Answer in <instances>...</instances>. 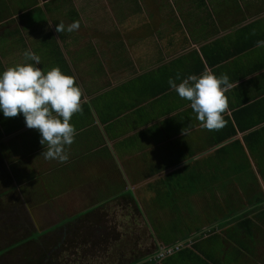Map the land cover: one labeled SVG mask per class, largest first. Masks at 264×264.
<instances>
[{"label": "crops", "instance_id": "crops-1", "mask_svg": "<svg viewBox=\"0 0 264 264\" xmlns=\"http://www.w3.org/2000/svg\"><path fill=\"white\" fill-rule=\"evenodd\" d=\"M31 2L0 0V71L16 64L15 57L5 60L6 56L31 50L41 57L43 71L59 66L75 77L82 90L83 111L70 120L76 135L66 146L69 158L63 163L40 155L44 151L40 133L26 127L21 114L5 118L0 112V167L6 160L11 165L17 161L15 173L39 168L46 173L45 180L59 167L64 181L61 192L77 189L78 196H83L82 207L75 209L77 222L57 223L51 229L75 227L86 246L111 249L113 253H103V258L113 256L121 264H264V197L248 189L246 174L236 177L241 189L232 191L234 176L226 175L224 168L183 175L173 174L177 169L166 166L175 160H218L219 153L232 145L261 161L255 168L262 174L264 47L256 44L264 41V0H173L174 12H168L164 21L165 25L172 21V35L150 17L130 32L140 34L141 47L134 51L144 59L143 65L136 60L138 55L130 57L122 50L126 40L117 30V20L110 23V36H105L98 22L83 16L76 0ZM73 21L80 22L78 30L56 31L59 22L67 26ZM102 38H109V45ZM205 70L226 74L233 85L225 93L224 126L212 131L202 126L190 102L168 84L169 78L179 75V83ZM4 173L1 168L0 176ZM16 179L23 181L19 175ZM50 186L44 183L42 194L50 195L52 190L45 192ZM103 195L110 202L100 211L102 201L96 198ZM137 198H144V206ZM187 203L194 211L217 216L195 226L189 223L195 218L189 215ZM144 211L155 215L153 223L149 214L143 222L152 241L147 246L142 237L146 232L140 236L135 228L142 222L122 223L119 227L126 232L112 227L115 222L110 219H116L112 213ZM221 212L229 217L220 216ZM104 213L109 214L107 219ZM92 214H102L104 220L97 221ZM170 218H176V225L159 228L162 220ZM53 240L58 239H52L54 244ZM180 243L186 246L162 259L153 258L162 246Z\"/></svg>", "mask_w": 264, "mask_h": 264}, {"label": "rangeland", "instance_id": "rangeland-1", "mask_svg": "<svg viewBox=\"0 0 264 264\" xmlns=\"http://www.w3.org/2000/svg\"><path fill=\"white\" fill-rule=\"evenodd\" d=\"M186 1L187 0H178L179 3ZM76 2L77 5H79L78 9L84 17L89 18L93 22H98L99 25H101V32L106 33L105 36H110L109 29H113L111 24L115 23V20H117V30L124 35V39L126 40H122V50H125V55L127 54L130 57L138 55V53L134 51V48L138 49L141 47L138 44L140 34L130 32L135 30L138 24H142V21L149 17L153 18V21L155 23L157 22L156 24L161 26L169 17L168 12H174L172 4L174 3L173 0H76ZM31 3H33V0ZM65 5H67V8L70 6V4L66 1ZM68 9L70 12H74V8ZM158 10L162 12L159 13ZM159 14H162L165 17L160 19ZM36 18L37 17L35 16V19ZM111 18L112 21L110 22ZM90 26L94 28L95 25L90 24ZM165 31L166 33L172 35V21L166 23ZM87 39L92 40V42L95 40V38ZM102 41L105 42V45H109V38H102ZM154 44H158L157 39L154 40ZM111 48H114L113 44L111 45ZM117 49L120 50L121 47ZM144 49L146 48L144 47ZM9 56L15 57L16 64L24 60V52H19V54L13 55L9 54L5 57V60H7V57ZM136 60H139L141 65L144 64V59H142L139 55L136 57ZM89 85L92 89H94L92 84ZM225 153H228V157H225ZM218 157V160H175L174 162L167 163L166 166L171 169H180L178 171L183 175L190 172H194L195 174V172H200L202 168L205 171L209 170L211 172L222 171L221 169L224 168L227 173L226 175L234 176L233 181L230 182L232 184V191L241 189V180L238 181L236 177L241 179V173H244L248 178V182H246L249 186L248 189H252L257 197H264V169L259 167L262 174H258L255 168V166L260 164L261 161H257L254 156L248 152V150H241L238 146L233 148L232 145L225 147V150L222 153H219ZM222 158L223 160H220ZM253 158L255 160H253ZM10 162V160H6V162L0 167V169H5V173L0 176V249L18 241L21 243L24 240L23 238H25V240L32 239L31 243H37L35 246L38 254L45 253L49 255V251L54 248L55 244L61 247L63 245L65 248L69 249L64 251V248L62 247L56 254V257H53L55 260H58L60 264H121V261L117 260L113 256L103 258V253H113L111 249L103 246H97L96 248L86 246V244H84L86 241H83L84 239H79L77 229H75V227L66 226L59 228L58 230L51 229L57 223L69 221L71 217L78 213L75 209H79V207H82V204L84 203V198L83 196H78L79 193L77 189L68 193L61 192L63 179H61L62 174L59 167H54V171L48 175L45 180L46 173L42 174L44 172H41V169L34 168L33 170H30L26 168L21 170V173H15L13 168L15 167L17 169V165L15 163L18 162L15 161L13 165H11ZM54 164H57V162H54ZM100 174L101 170L98 168V175ZM17 175L21 176L23 181L19 182L16 179ZM29 176L31 179L27 180ZM53 180H55V182L50 186L49 183ZM44 183H47V186H50L46 188V193L52 190L51 192L58 194L53 195L51 192L50 195L42 194ZM244 188L246 189V187ZM5 191L6 193H4ZM69 193L71 195H69ZM165 198L168 199V197ZM96 199L102 201V203H100L102 205L99 208L100 211L106 209L104 206L106 201L110 202L109 198L104 195L103 197ZM135 199L136 198L134 197L133 200L135 201ZM143 199L137 198L138 202L141 203V206H144ZM121 202L119 201L117 203L119 204ZM146 204L152 205L148 202ZM186 205L191 209L189 215L195 218L190 220L189 223L194 222L195 226H198V221L202 224L206 220L210 219L211 216H217L206 211H194L195 207L191 203H187ZM95 210L96 209L91 211ZM118 212L122 213L121 211ZM120 213H112V216L116 217V219H110V222H115V225L112 226H115L114 230L121 229L119 226L122 223L127 222L129 219L136 223L142 222V224L135 225L136 231L140 234V236L143 231L146 232V235L142 236L143 239H147H144L146 246L152 242L149 237L150 233L144 229L143 222L149 214V222L153 223V218H151L152 216H155L153 213L147 214L146 211L140 214L132 212L129 214ZM104 214L105 219H107L109 214ZM92 215L97 221L104 220L102 219V214ZM230 215L234 217L236 214L231 213ZM178 216L181 217L183 215L178 214ZM220 216L228 218L229 214L221 212ZM148 219L146 221H148ZM175 220L176 218L162 220L163 226L159 228L164 230V227L166 228L167 224H169V226L176 225ZM73 222L76 223L77 220ZM185 223H187V221H185L184 224ZM157 224L160 223L158 222ZM121 231L126 232L127 229H121ZM37 232L42 234L40 235L41 237H37ZM30 233H32V235H30ZM83 237L88 236H81V238ZM53 238L58 239L57 241L53 240L54 245L52 243ZM63 238L67 240V243H58ZM25 243L27 244L28 241L23 244L25 245ZM40 245L42 246L40 247ZM142 249L144 248L142 247ZM89 250L90 252H87ZM13 254H15L13 258H8L12 260L14 264L28 260L26 259L27 253L24 250H21V248H16ZM153 258L155 260L158 259L156 256H153ZM107 259L109 260L107 261ZM3 262H5V259L1 258L0 264H3ZM124 262H126L125 259Z\"/></svg>", "mask_w": 264, "mask_h": 264}, {"label": "clouds", "instance_id": "clouds-1", "mask_svg": "<svg viewBox=\"0 0 264 264\" xmlns=\"http://www.w3.org/2000/svg\"><path fill=\"white\" fill-rule=\"evenodd\" d=\"M79 28V21L56 25L59 33ZM256 46L264 47V41H257ZM40 65L41 57L26 50L22 62L0 71V112L5 118L21 114L25 126L40 133L44 148L40 155L63 163L69 158L66 146L74 142L76 135L70 120L74 113L83 111L82 90L75 77L59 66L43 71ZM180 79L179 75L169 78L168 84L180 98L190 102L196 119L209 131L222 128L223 114L228 108L225 93L233 86L229 77L205 70L199 76L191 74L177 83Z\"/></svg>", "mask_w": 264, "mask_h": 264}, {"label": "trees", "instance_id": "trees-1", "mask_svg": "<svg viewBox=\"0 0 264 264\" xmlns=\"http://www.w3.org/2000/svg\"><path fill=\"white\" fill-rule=\"evenodd\" d=\"M48 54H46V55L48 56ZM59 54L61 55L60 52H59ZM50 55L51 56L57 55V53H54V54L51 53ZM178 170H180V169L175 170L173 174L180 173ZM4 193H6V191ZM78 218L79 217L77 215H75V216L71 217L69 219V221L73 222V221L78 220ZM59 228H62V227L59 226L58 228H56L54 230H58ZM30 235H32V233H30ZM40 235H42V234L37 232V237H41ZM23 239L24 240L21 243H20V241H18L16 243H12L8 246H4L3 249H0V259L1 258L5 259V262H3V264H14L13 261L10 260L8 257H12V258L14 257L15 254H13V253L15 252L16 248H21V250H24L27 253L26 259H28L24 262H19L18 264H60V262H58V260H55L53 257H56V254L61 250L62 247L64 248L63 249L64 251L69 250V249L65 248L63 245L61 247V246H58L56 244L55 245L53 244L54 248L51 249L53 251V255H52L51 250L49 251L50 252L49 255H47L45 253L38 254L36 251L37 248L35 246L37 243H31L32 239H29V240H25V238H23ZM34 240H36V239H34ZM26 241H28V243L27 244L25 243V245H24L23 243ZM41 246L42 245H40V247ZM54 261H55V263H54Z\"/></svg>", "mask_w": 264, "mask_h": 264}, {"label": "built area", "instance_id": "built-area-1", "mask_svg": "<svg viewBox=\"0 0 264 264\" xmlns=\"http://www.w3.org/2000/svg\"><path fill=\"white\" fill-rule=\"evenodd\" d=\"M186 246V244L184 245V243H180V244H177L175 246H172V247H165V246H162V248H160L156 254V258L158 259H162L164 258L165 256H168V255H171L173 254L175 251H178L181 249V247H184ZM187 246H190V243L187 245Z\"/></svg>", "mask_w": 264, "mask_h": 264}]
</instances>
